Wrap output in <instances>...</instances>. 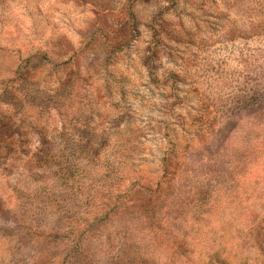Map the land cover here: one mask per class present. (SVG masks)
I'll use <instances>...</instances> for the list:
<instances>
[{
    "label": "rangeland",
    "instance_id": "rangeland-1",
    "mask_svg": "<svg viewBox=\"0 0 264 264\" xmlns=\"http://www.w3.org/2000/svg\"><path fill=\"white\" fill-rule=\"evenodd\" d=\"M0 264H264V0H0Z\"/></svg>",
    "mask_w": 264,
    "mask_h": 264
}]
</instances>
